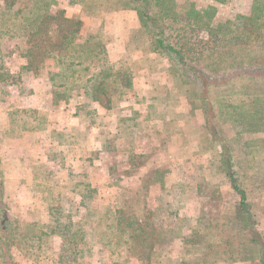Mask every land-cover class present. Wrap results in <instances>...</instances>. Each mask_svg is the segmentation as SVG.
I'll return each instance as SVG.
<instances>
[{
  "label": "trees",
  "instance_id": "obj_1",
  "mask_svg": "<svg viewBox=\"0 0 264 264\" xmlns=\"http://www.w3.org/2000/svg\"><path fill=\"white\" fill-rule=\"evenodd\" d=\"M209 2L198 9L193 2L184 0L185 12L178 16V0H69L70 5L92 13L105 8L106 13L122 10L135 15L149 52L166 67V79L173 80L183 94L189 114L198 112L202 117L206 146L215 152L217 170L236 198L233 219L241 230L239 238L226 233L224 226L220 230L219 222L203 216L194 220L193 226L177 215L173 225L169 221L155 222L154 214L143 205L144 199L141 204L127 199L122 208L91 212V203L99 196L90 190L85 197L79 195L85 210L79 221L72 217L71 206H49V224L32 223L36 229L30 237L32 241L52 235L60 239L55 264H82L92 255L90 249L95 248L98 255L104 252L110 264H120V258L150 264L156 248L161 250L169 242L172 249L175 240L183 245L184 254L197 252L196 264H264V224L258 220L255 187L246 173L255 166L253 154H264V0H241L248 4L246 11L244 5L234 6V0ZM222 10L227 11L223 18ZM83 26L82 17L67 16L57 0H0V90L21 89L20 75L11 74L2 61L6 57L5 45L11 42L19 58L26 62L22 70L34 76L46 69L51 71L47 73L48 80L61 89L55 105H68L81 98L86 105L111 110L115 100L133 87L134 74L123 66L106 63L103 43L92 34L82 38ZM237 143L246 145V159L236 155ZM89 147L92 151L93 145ZM101 148L106 149L103 145ZM141 159V154L131 155L127 163L134 166ZM166 174L168 171L155 170L152 175L157 179L138 178L141 188L157 186L163 195H169L168 190L175 185L167 184ZM173 197L166 204L173 205ZM68 204L72 205L70 199ZM93 216L97 219L90 221L88 217ZM18 231L9 216L0 159V264H16L11 254L22 245ZM172 232L176 233L170 240ZM42 243L37 247L42 253L36 257L37 263L40 258L50 261Z\"/></svg>",
  "mask_w": 264,
  "mask_h": 264
},
{
  "label": "rangeland",
  "instance_id": "obj_2",
  "mask_svg": "<svg viewBox=\"0 0 264 264\" xmlns=\"http://www.w3.org/2000/svg\"><path fill=\"white\" fill-rule=\"evenodd\" d=\"M183 1L178 0V16L185 12ZM189 1L198 9L210 3L209 0ZM57 3L59 7L65 8L67 16L82 17L84 26L81 37L92 34L99 38L106 49V63L132 71L133 87L126 90L121 99H116L109 111L97 104L86 105L81 98L73 99L68 105L63 102L55 105L54 100L61 89L56 82L48 80L47 73L51 71L46 69L34 76L22 70L26 62L19 58L15 43H6V57L2 61L11 74L20 75L21 89L0 90V140L22 138L26 132L32 136L30 140L35 144L48 145L50 140L57 144L53 149L47 148V156L51 160L49 165L27 162L21 175V187L17 188L19 192L15 194L11 191L6 198L9 216L21 234L18 241L22 245L18 250H12L11 254L15 263L55 264L54 255L58 251L60 239L52 235L42 241H32L30 237L36 232L31 227L32 223L38 226L45 222L49 224L52 220L47 214L49 206L56 209L71 206L72 217L79 221L85 215L79 195L85 197L90 190L96 191V196H99L92 201L91 212L122 208L128 203L127 199L138 203L144 199L143 205L154 214L155 222L169 221L173 225L176 222L174 216L177 215L178 219H186V224L193 226L194 220L203 216L205 220L219 222L220 230L224 226L226 233L239 238L241 230L233 219L236 198L217 170L215 152L206 146L201 129L202 117L198 112L189 114L185 100L181 97L183 94L173 80L166 79V67L161 59L149 52L135 15L122 10L106 13L105 8L92 13L81 6L70 5L69 0H57ZM239 4L244 5L243 10H248L247 3L234 0V6ZM221 13L223 18L227 11L222 10ZM32 95L36 98L30 104L37 109H21L26 105L23 99ZM68 118L75 121L72 130ZM52 124L57 126L58 132L53 130L50 138L39 136L42 129H48ZM137 125L140 126V132ZM247 141L251 142L252 139ZM90 145H93L92 151ZM102 145L108 151L102 149ZM237 146L236 155L246 159V145L237 143ZM15 151L25 154L26 148L22 146L21 150ZM34 153L37 154L36 150ZM137 154H141L143 159L139 162L133 160L134 166H129L127 159ZM0 155H5L2 148ZM253 156H256L255 166L246 173L251 176L249 182L255 187L253 195L259 213L258 220L264 224V161L261 157L264 154L255 152ZM155 170L168 171L166 182L175 185L174 189L168 190L169 195H163L157 186L141 188V179L138 178L157 179L158 176L152 175ZM11 173L3 170L5 181ZM196 187H199L198 192ZM172 196L174 204H166L172 200ZM69 199L72 205L68 204ZM96 217L88 219L95 221ZM175 233H171L170 240ZM40 243L43 253L46 252L45 257H50V261L40 258L36 262V257L42 254L37 249ZM171 245L172 249H169V242L163 244L161 250L156 248L150 264H188L189 261L196 264L197 252L194 255V251L184 254L179 240ZM97 249H90L92 255L82 264H110L104 252L98 255ZM119 263L147 264L131 258H120ZM221 264L254 263L229 261Z\"/></svg>",
  "mask_w": 264,
  "mask_h": 264
},
{
  "label": "crops",
  "instance_id": "obj_3",
  "mask_svg": "<svg viewBox=\"0 0 264 264\" xmlns=\"http://www.w3.org/2000/svg\"><path fill=\"white\" fill-rule=\"evenodd\" d=\"M36 96L32 95L29 97H25L23 101L26 102V105L21 107V109H25L27 107H31L33 109H37L33 104H30L31 101H34ZM30 104V105H29ZM9 111V110H8ZM6 116H8V113H6ZM69 119V118H68ZM68 121L71 122L73 129V122H75L72 119H69ZM57 126L55 124H52L51 127L48 129L44 128L40 132L39 136H42L43 138H50L53 135V130L56 132L59 131V129H56ZM49 135V136H48ZM38 136V135H37ZM32 138L31 135L24 133L22 138H10L8 141L0 140V148L4 150L5 155H0L1 163H2V169L6 170L7 172H11L8 180L5 181V194L6 198L11 191H13L15 194L19 192L17 188L21 187V175L24 174V171L27 166V162L33 161L40 164H46L49 165L50 159H48V149L47 148H55L57 144L52 140L49 141L48 145L46 144H35L34 141H31ZM25 146L26 153L25 154H18L16 153V149H20L22 146ZM36 150L37 154L34 153ZM14 152V153H13ZM9 174V173H8ZM14 174V175H13ZM20 178V179H19Z\"/></svg>",
  "mask_w": 264,
  "mask_h": 264
}]
</instances>
